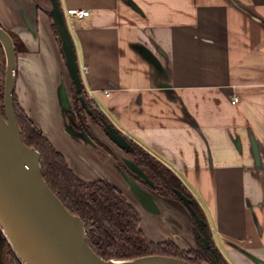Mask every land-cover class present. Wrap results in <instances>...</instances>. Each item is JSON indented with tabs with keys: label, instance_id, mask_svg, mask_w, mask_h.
<instances>
[{
	"label": "crops",
	"instance_id": "crops-1",
	"mask_svg": "<svg viewBox=\"0 0 264 264\" xmlns=\"http://www.w3.org/2000/svg\"><path fill=\"white\" fill-rule=\"evenodd\" d=\"M59 3L86 94L112 126L183 179L229 264H264V0ZM69 8L90 14L69 16ZM52 10V0H0V23L23 48L15 87L21 106L81 179H107L124 191L150 240L196 249L187 206L152 190L162 213L145 210L123 173L146 185L129 165L138 164L94 129L104 146L87 140L70 119L74 81ZM71 147L97 167L72 164Z\"/></svg>",
	"mask_w": 264,
	"mask_h": 264
},
{
	"label": "water",
	"instance_id": "water-1",
	"mask_svg": "<svg viewBox=\"0 0 264 264\" xmlns=\"http://www.w3.org/2000/svg\"><path fill=\"white\" fill-rule=\"evenodd\" d=\"M52 14L62 38L65 56L76 89L83 93L82 76L76 54L75 43L66 23L59 0H52ZM0 41L4 46L7 69L5 82V116L0 108V225L18 257L26 264H195L176 256L160 254L138 256L133 259L101 258L87 242V230L83 219L71 213L56 195L42 173V155L35 147L24 142L21 125L14 106L17 75V50L9 31L0 25ZM63 105L72 111V104L63 92ZM81 104L90 114L93 111L84 95ZM70 119H74L70 115ZM73 133V129H69ZM106 134L118 147L133 151L127 137L111 124ZM87 140L92 139L81 130ZM143 180L154 185L146 172L134 162L129 163ZM130 191L137 196L143 207L154 214H161L159 197L137 178L123 172ZM187 208L200 225L206 227L204 219L191 206V199L178 192ZM206 248H213L210 240ZM215 251V249L213 248Z\"/></svg>",
	"mask_w": 264,
	"mask_h": 264
},
{
	"label": "trees",
	"instance_id": "trees-1",
	"mask_svg": "<svg viewBox=\"0 0 264 264\" xmlns=\"http://www.w3.org/2000/svg\"><path fill=\"white\" fill-rule=\"evenodd\" d=\"M51 19L53 20L55 33L59 36L61 43L59 29L53 15H51ZM0 25L2 26L1 23ZM14 44H16L18 55L23 48L15 41ZM6 69L5 50L0 41V108L4 116ZM83 92L87 104L93 110V114H87L80 102V94L73 82V104L74 110L77 112V117L74 113L73 117L75 116L77 120H80L81 129L87 135H90L100 146H104L97 135H95L90 125V120H93L100 129L104 130L111 122L100 106L86 94L85 89ZM14 106L18 121H20L24 142L26 145L35 147L41 152V167L45 180L56 195L62 199L68 210L83 219L87 230V242L101 258L105 260H122L160 254L176 256L195 264H229L215 245L204 210L193 194H191L183 179H180L170 166L162 163L152 153H149L137 142L126 136L134 149L133 151H127L128 154L143 168L150 180L154 182V185H149V187L154 189L158 195L175 199L182 203L184 201L178 192L186 194L191 199L192 208L197 211L200 218L205 220L207 226L203 227L192 214L196 227V249L182 250L170 239L166 242L150 240L142 229L140 211L134 207L122 189L120 190L107 179H99L92 182L81 179L69 165L65 155L55 148L44 131L38 127L24 107L21 106L17 92L14 95ZM205 238L210 240V244L215 251L213 248H206ZM0 264H20L18 255L9 243L1 225Z\"/></svg>",
	"mask_w": 264,
	"mask_h": 264
},
{
	"label": "rangeland",
	"instance_id": "rangeland-1",
	"mask_svg": "<svg viewBox=\"0 0 264 264\" xmlns=\"http://www.w3.org/2000/svg\"><path fill=\"white\" fill-rule=\"evenodd\" d=\"M46 87H48V86H46ZM80 94V93H79ZM81 95H84V92L82 93V94H80L79 96H81ZM85 96V95H84ZM80 98V97H79ZM81 102V101H80ZM49 102H48V99L46 100V102H45V105H46V107L48 108L49 107ZM83 105V104H82ZM53 110V109H52ZM86 110V109H85ZM92 110V109H91ZM87 111V110H86ZM93 111V110H92ZM3 113V112H2ZM47 114L49 115V117L53 114L54 115V113H52V111L51 110H49V111H47ZM87 114H89V115H92V114H90L89 112H87ZM53 115L50 117V118H52L53 117ZM81 125V124H80ZM90 125H91V127L94 129V130H96V131H98L99 132V135H101V139H103V142H109L110 143V146L114 149V150H117V149H119L120 147H118L117 145H116V143H114V141L109 137V135L108 134H106V132H105V130L104 129H99V127L93 122V120H90ZM79 127V126H78ZM82 130V129H81ZM119 131V130H118ZM120 132V131H119ZM129 141V140H128ZM130 142V141H129ZM76 148H77V146H76ZM124 150V149H123ZM70 151V150H69ZM117 151H119V150H117ZM125 151V150H124ZM127 153V152H126ZM129 155V154H128ZM130 157H131V155H129ZM68 157H69V160L72 162V164H73V159L75 160V161H78V164H79V166H81L82 168L83 167H88V168H91L92 170H93V167L94 168H96L97 166L95 165V163H93L94 161H92V156L90 155V154H88L85 150H83V149H81V147L80 148H78V150L76 151V149H72V147H71V152H70V154H68ZM91 164V165H90ZM92 164H93V166H92ZM79 171H82V172H84L83 170H79ZM85 178V177H84ZM87 181L89 180L88 178H85ZM146 186L150 189V190H154V189H151L150 187H149V184L147 183L146 184ZM151 186V185H150ZM154 192H156L155 190H154ZM144 208V207H143ZM145 209V208H144ZM146 210V209H145ZM145 227H146V229L149 227V226H147V223L145 222V225H144Z\"/></svg>",
	"mask_w": 264,
	"mask_h": 264
},
{
	"label": "built area",
	"instance_id": "built-area-1",
	"mask_svg": "<svg viewBox=\"0 0 264 264\" xmlns=\"http://www.w3.org/2000/svg\"><path fill=\"white\" fill-rule=\"evenodd\" d=\"M67 13H68L69 16L71 15V16H74V17L83 19V18H85V16H87V15L90 14V11L88 9L83 10V9H78V8H69L67 10ZM87 70H88V67L87 66L86 67H82V69H81V71L83 73L87 72ZM236 101H237V99L234 100V102H236ZM19 260H20V264H26L20 258H19Z\"/></svg>",
	"mask_w": 264,
	"mask_h": 264
},
{
	"label": "flooded vegetation",
	"instance_id": "flooded-vegetation-1",
	"mask_svg": "<svg viewBox=\"0 0 264 264\" xmlns=\"http://www.w3.org/2000/svg\"><path fill=\"white\" fill-rule=\"evenodd\" d=\"M73 113H74L75 116L77 115V112H76L75 110H74ZM75 116H74V119H73V120H75L76 125L79 126V128L81 129V125H80L81 123H80V120H77V119H76L77 116H76V117H75Z\"/></svg>",
	"mask_w": 264,
	"mask_h": 264
}]
</instances>
